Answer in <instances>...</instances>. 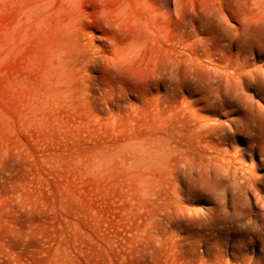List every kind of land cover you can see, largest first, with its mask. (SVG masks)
<instances>
[{
    "label": "rangeland",
    "instance_id": "obj_1",
    "mask_svg": "<svg viewBox=\"0 0 264 264\" xmlns=\"http://www.w3.org/2000/svg\"><path fill=\"white\" fill-rule=\"evenodd\" d=\"M259 149L264 0H0V264H264Z\"/></svg>",
    "mask_w": 264,
    "mask_h": 264
},
{
    "label": "bare ground",
    "instance_id": "obj_2",
    "mask_svg": "<svg viewBox=\"0 0 264 264\" xmlns=\"http://www.w3.org/2000/svg\"><path fill=\"white\" fill-rule=\"evenodd\" d=\"M251 147L252 146H250V145H248L247 146V149L245 150V153H250V152H254V149H251ZM211 148L208 146V150H210ZM256 150L258 151V149L256 148ZM259 153H260V157H261V160H260V163H257V165H256V167H257V169H260L261 167H264V151L262 150H260L259 149ZM213 154V153H212ZM216 155V154H215ZM212 156V155H211ZM221 157V156H220ZM215 158H217V159H219L220 160V162H216L218 165V168H216V166H214L215 168V170L214 171H216V169H218L217 171H218V174H216L215 172H214V174H216V176L217 175H220V174H223L224 172L226 173V174H230L232 177L231 178H233V179H235L236 180V178L237 177H239L238 176V173L239 172H242V167H241V165L239 164V166H233V164H232V162L230 161V159L228 160V159H226V158H219L218 157V155L215 157ZM239 161V160H238ZM236 163H240V162H235V164ZM212 164V163H211ZM210 165V164H209ZM216 165V164H215ZM233 169V170H232ZM221 170V171H220ZM216 171V172H217ZM224 171V172H223ZM221 172V173H220ZM251 176H253L252 174L250 175V177H244V180H245V184H244V189L245 190H250L251 189V191L250 192H255L256 191V186L258 185L257 184V182H258V179H256L254 176L253 177H251ZM248 190V191H249ZM256 194V193H255Z\"/></svg>",
    "mask_w": 264,
    "mask_h": 264
}]
</instances>
